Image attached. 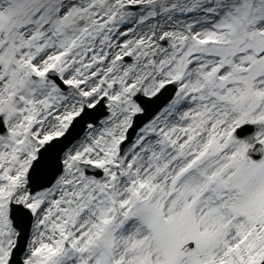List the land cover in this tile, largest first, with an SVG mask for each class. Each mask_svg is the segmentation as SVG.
<instances>
[{
	"label": "snow or ice",
	"instance_id": "obj_1",
	"mask_svg": "<svg viewBox=\"0 0 264 264\" xmlns=\"http://www.w3.org/2000/svg\"><path fill=\"white\" fill-rule=\"evenodd\" d=\"M0 264H264V0H0Z\"/></svg>",
	"mask_w": 264,
	"mask_h": 264
},
{
	"label": "water",
	"instance_id": "obj_2",
	"mask_svg": "<svg viewBox=\"0 0 264 264\" xmlns=\"http://www.w3.org/2000/svg\"><path fill=\"white\" fill-rule=\"evenodd\" d=\"M252 158L257 159L258 157H252Z\"/></svg>",
	"mask_w": 264,
	"mask_h": 264
}]
</instances>
